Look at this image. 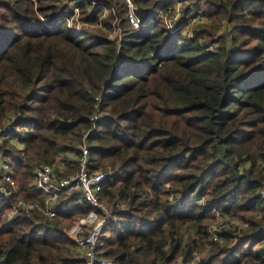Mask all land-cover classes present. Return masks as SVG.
Segmentation results:
<instances>
[{
  "label": "trees",
  "instance_id": "1",
  "mask_svg": "<svg viewBox=\"0 0 264 264\" xmlns=\"http://www.w3.org/2000/svg\"><path fill=\"white\" fill-rule=\"evenodd\" d=\"M69 1L0 0V124L25 143L19 194H34L36 165L75 169L85 142L108 174L100 248L117 264H264V0H134L140 28L125 0L102 19L81 4L89 26H69ZM90 209L71 193L53 218L9 219L2 202L0 264H82L65 228Z\"/></svg>",
  "mask_w": 264,
  "mask_h": 264
},
{
  "label": "built area",
  "instance_id": "2",
  "mask_svg": "<svg viewBox=\"0 0 264 264\" xmlns=\"http://www.w3.org/2000/svg\"><path fill=\"white\" fill-rule=\"evenodd\" d=\"M125 1L129 22L135 28H140L142 23L135 14L136 4L134 0ZM181 3V1L176 2V14H172L168 20L166 18L168 23L177 17ZM81 4H85L88 9L101 8V17L105 16L111 9L115 11L112 2L109 0H70L69 6L72 14L68 18L69 26L80 28V24L83 23L80 20ZM199 17H201L200 13L196 18ZM95 25H101V22ZM121 33V28L117 26L111 35L112 37H120ZM12 127L13 120H7L0 124V143L3 139H9L18 150H22L25 148V143L18 136L9 134ZM16 156L13 154L10 158L0 154V207L2 202H8L12 206V210L8 212V218L10 219L19 210L30 211L35 208L53 218L57 215L61 197L64 194L77 193L80 198L89 202L91 209L66 227L65 231L75 241L77 254L82 259V264H117L114 257L104 255V250L100 248L101 237L111 217V212L101 197L103 184L108 174L103 170L90 167V154L87 144L84 142L81 145V151L73 155L72 158L77 163L74 170L59 157L52 163L36 165L32 170V178L29 182L30 187L35 190L31 199L19 194L20 185L14 176L11 162L12 158ZM72 171L73 173H71ZM261 194L264 195V186L261 188ZM216 217L221 220L217 225L222 227L227 217L224 218L219 212L216 213ZM230 222L239 224L235 220H230ZM217 225H213L215 232L219 228ZM172 264L183 263L181 258H178Z\"/></svg>",
  "mask_w": 264,
  "mask_h": 264
},
{
  "label": "rangeland",
  "instance_id": "3",
  "mask_svg": "<svg viewBox=\"0 0 264 264\" xmlns=\"http://www.w3.org/2000/svg\"><path fill=\"white\" fill-rule=\"evenodd\" d=\"M176 5V4H175ZM110 12V10L107 12V14ZM100 19H102V17L100 18ZM169 18H167V20H168ZM78 23V22H77ZM117 23V22H116ZM224 23H226V22H223V24ZM223 24H222V28L221 29H223ZM80 25H83V26H87L88 24H80ZM169 25L170 26H172V22H169ZM89 26V25H88ZM92 26H98V25H92ZM117 26H119L118 25V23L117 24H115V26H114V28H113V31H112V34L114 33V30H115V27H117ZM120 27V26H119ZM121 28V27H120ZM122 30V29H121ZM116 35H118V34H116ZM112 36V35H111ZM5 140L6 139H3V141H2V143L4 144V147H5V149H7L8 147L9 148H11V154H16V155H19V151H18V149H17V147L16 146H14L10 141H9V143H4L5 142ZM13 146H12V145ZM1 154V153H0ZM74 170V169H73ZM67 173H69V171L67 170ZM71 173H73V171L71 172ZM105 205H106V203H104ZM107 206V205H106ZM240 220V219H239ZM239 220H236L238 223H239V227L240 228H243V227H246V225H244V223L243 222H241V221H239ZM221 220H219L218 218H217V220H215V222H214V225H217L219 222H220ZM241 225V226H240ZM218 227H219V225H217ZM73 240V239H72ZM74 241V240H73ZM74 243H75V241H74ZM76 244V243H75ZM76 251H77V249H76Z\"/></svg>",
  "mask_w": 264,
  "mask_h": 264
}]
</instances>
